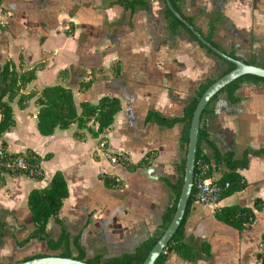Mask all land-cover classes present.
Returning a JSON list of instances; mask_svg holds the SVG:
<instances>
[{"label": "crops", "instance_id": "1", "mask_svg": "<svg viewBox=\"0 0 264 264\" xmlns=\"http://www.w3.org/2000/svg\"><path fill=\"white\" fill-rule=\"evenodd\" d=\"M118 1L0 0V64L11 63L18 74L34 70L21 91L31 96L21 105L18 97L10 102L15 123L0 142L7 154L35 153L41 172L38 179L3 174L0 264L45 250L40 241L18 243L33 228L29 193L45 189L55 172L62 174L68 195L46 230L53 238L62 229L79 237L86 257L133 254L141 242L163 231L162 218L173 200L165 181L175 182L185 152L178 142L182 124L166 129L146 123L145 115L151 110L181 117L198 85L220 75L227 64L199 49L182 28L172 33L163 0H145V7L133 11ZM176 2L196 30L211 31L223 53L264 66V0ZM61 71L67 73L65 81ZM82 80H91L84 92L78 90ZM52 85L71 88L78 112L81 100L94 104L103 95L117 97L120 109L111 127L97 138L86 130H81L83 138L74 137L75 124L41 135L35 99ZM234 96L236 101H229L219 93L200 121L219 151H231L235 159L247 152L248 166L238 170L247 186L214 204L193 203L183 239L193 258L170 253L162 264L264 262V82H242ZM202 150L211 154L205 144ZM149 151H156L155 157L136 169L112 163L108 156H124L134 165ZM232 206L253 211V221L241 231L215 217L217 210Z\"/></svg>", "mask_w": 264, "mask_h": 264}, {"label": "trees", "instance_id": "2", "mask_svg": "<svg viewBox=\"0 0 264 264\" xmlns=\"http://www.w3.org/2000/svg\"><path fill=\"white\" fill-rule=\"evenodd\" d=\"M172 7L178 12L190 25H193L192 20L189 17H185L177 7L176 0H169ZM118 3L125 8L133 11L137 6H146L145 0H120ZM164 17L170 20L169 28L171 32H175L178 28H182L191 38L192 42L198 46L199 49H204L206 53L215 57L209 49H207L197 38L176 18L172 16L170 11L165 8ZM195 28V27H194ZM207 42L213 47L219 49V46L212 40L210 32L208 34H202L200 30H197ZM229 57L247 63L255 65L254 61H245L244 59L237 57L234 53H229ZM224 61V60H223ZM226 62V61H225ZM227 68L220 75L215 78H206L204 82H201L197 89L194 91L191 100L183 108V114L181 117H164L156 111L148 110L144 121L158 125L160 127L170 129L175 124H182V131L179 137V146L185 151V146L188 138L189 123L193 109L207 86L221 75L227 73L234 68L233 63L226 62ZM264 68V66H263ZM59 76L65 81L67 79L66 71H61ZM34 77V70H27L22 73H17L15 67L9 63L4 62L0 64V138L2 134L8 131L15 123L13 118L12 108L10 102L18 97L17 102L19 105L31 96L30 94H23L21 91L25 88ZM259 82L264 79L253 75H242L231 83L226 85L221 91L215 94L204 108L202 114L207 112L208 105L217 97L219 93H226L229 101H236L234 96L236 90L239 88L242 82ZM91 86V80H82L79 83L78 90L80 92L87 91ZM35 104L38 108L36 114L37 130L43 136L52 135L55 129H66L70 125L75 124L77 131L74 132V137L81 139L83 133L81 130H86L92 137L97 138L100 134L106 132L114 121L115 114L120 109V101L115 96L103 95L98 98L96 103H91L86 100L79 102V112L74 102V97L71 88L62 85H52L42 88L35 99ZM91 125H88V124ZM96 126L95 129L92 126ZM103 139L99 138L98 143ZM205 144L210 150L211 154L206 155L203 153L202 145ZM0 147L3 146L0 142ZM105 145L103 146V149ZM156 151L147 152L143 158H141L136 164H131L126 161L124 156H119L118 160L129 169H136L137 167L145 164L149 159L155 157ZM21 157L24 163V167L9 169L4 167L5 161L14 160ZM40 158L32 151H26L25 153L5 154L0 157V182L3 181V174H27L36 179L41 178V172L39 170ZM248 166L247 152L241 159H235L231 151L221 152L210 139L206 127L199 124L197 132V145L195 153V164L193 172V186L187 200L184 215L182 220L176 229L175 233L168 241L164 250L156 258L154 264H162L166 257L170 253H174L177 256L190 260L193 258V251L186 244L184 239V230L186 224L187 214L190 208L193 206L194 198V185L196 181L204 179H213L214 173L218 174V178L215 179L219 186V197L229 196L237 191L244 189L247 186L244 178L238 173V170L246 168ZM32 171V172H30ZM184 171V157L181 159L178 165V176L174 183L165 181L167 187L173 194V200L168 207L165 215L162 218L161 229L163 230L171 220L178 195L182 185ZM103 181H106V176H101ZM114 184V183H113ZM68 191L66 182L60 172H55L51 177L48 186L43 190H32L27 198V208L30 214L32 222V231L24 237L18 245L22 246L30 240H36L44 243L45 250L37 252L29 256L21 258L19 261H25L36 257L58 255L60 257H72L76 260H84L88 264H141L156 242L158 236H151L148 239L141 242L135 249L133 254L123 255L121 257H115L110 259H104L100 255L93 257H86L84 247L79 242V237H70L69 233L64 229L60 234L53 238L46 230V225L50 218H57L59 211L62 208L64 200L67 198ZM256 208L261 206L255 204ZM216 219L229 224L236 230L241 231L247 223H250L254 219L253 211L249 208L232 206L223 207L216 211ZM72 248L76 250V254H72ZM264 260V256H263Z\"/></svg>", "mask_w": 264, "mask_h": 264}, {"label": "water", "instance_id": "3", "mask_svg": "<svg viewBox=\"0 0 264 264\" xmlns=\"http://www.w3.org/2000/svg\"><path fill=\"white\" fill-rule=\"evenodd\" d=\"M165 8H167L172 16L182 23L207 49L222 60L233 63L234 68L227 73L221 75L210 83L199 97L189 123L188 138L184 152V171L181 189L176 202L173 216L166 227L163 229L156 242L149 250L141 264H154L156 258L166 247L176 229L178 228L184 215L187 200L189 198L193 186V172L195 164V153L197 145V132L200 124L202 112L209 100L217 94L226 85L242 75H253L264 79V68L257 65L247 64L229 57L221 50L213 47L205 38L197 32L176 10L172 7L169 0H163ZM12 264H88L84 260H76L72 257H60L58 255H48L36 257L29 260L17 261Z\"/></svg>", "mask_w": 264, "mask_h": 264}, {"label": "built area", "instance_id": "4", "mask_svg": "<svg viewBox=\"0 0 264 264\" xmlns=\"http://www.w3.org/2000/svg\"><path fill=\"white\" fill-rule=\"evenodd\" d=\"M104 145L105 143L103 141L99 142L100 148H103ZM5 154L6 153L4 152V149L0 147V157L4 156ZM108 156L112 163L119 161L118 157L112 155H108ZM3 165L4 167L9 169L24 167V163L21 157L14 160L5 161ZM218 197H219V186L216 183L215 179H204V180L196 181L194 185L193 203L202 204V205L214 204L218 201ZM262 264H264V262Z\"/></svg>", "mask_w": 264, "mask_h": 264}]
</instances>
